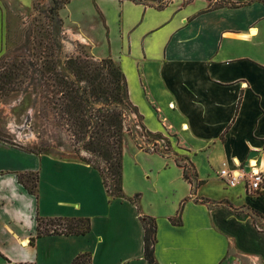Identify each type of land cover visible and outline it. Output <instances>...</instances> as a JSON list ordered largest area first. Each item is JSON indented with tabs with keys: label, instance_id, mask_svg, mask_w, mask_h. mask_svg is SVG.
<instances>
[{
	"label": "crops",
	"instance_id": "1",
	"mask_svg": "<svg viewBox=\"0 0 264 264\" xmlns=\"http://www.w3.org/2000/svg\"><path fill=\"white\" fill-rule=\"evenodd\" d=\"M71 6L64 32L117 63L142 127L171 151L123 146V197L113 198L80 159L0 140V264H72L81 254L90 264H149L142 218L155 222L157 264H264V187L251 196L217 175L249 159L264 171V0H71L62 9ZM37 216L88 218L90 230L35 238Z\"/></svg>",
	"mask_w": 264,
	"mask_h": 264
},
{
	"label": "rangeland",
	"instance_id": "2",
	"mask_svg": "<svg viewBox=\"0 0 264 264\" xmlns=\"http://www.w3.org/2000/svg\"><path fill=\"white\" fill-rule=\"evenodd\" d=\"M18 1L16 10L7 0H1L6 11L0 6V74H15L0 91V136L25 150L86 158L105 169L100 157L84 150L76 153L77 139L58 110L66 88L57 82L60 78L73 81L77 72L84 70L83 75L92 77L96 89L110 99L121 89V81H113L117 63L110 58L97 59L87 46L72 41L64 32V20L72 15V6L62 9L64 5L53 17L49 10L55 4L50 0ZM79 87H84L83 81ZM102 100L96 97L91 103L102 105ZM130 138L127 133L122 136V147L131 144ZM110 178L105 173L112 189ZM34 182L32 177L27 179L30 185Z\"/></svg>",
	"mask_w": 264,
	"mask_h": 264
},
{
	"label": "trees",
	"instance_id": "3",
	"mask_svg": "<svg viewBox=\"0 0 264 264\" xmlns=\"http://www.w3.org/2000/svg\"><path fill=\"white\" fill-rule=\"evenodd\" d=\"M50 1L54 3L55 6L49 10V15L56 17V12L71 0H60L59 2L56 0ZM83 73L84 70H79L73 81L65 80V78H60V81L58 79L57 85H63L66 88L65 93L60 97V100L63 101V106H59L58 110L61 112L62 116L65 117L66 127L69 128L72 135L77 139L75 140L77 147L76 153L80 150H84L90 155L100 157V159L105 162L106 168L103 169L86 158L79 159L99 172L102 183L111 197L122 198V136L126 134L124 131L123 115L126 112H135L140 123L141 117L128 99L125 77L121 73L118 65L113 75L116 80L113 81L118 83L121 81V89L120 92L116 91L115 94H112L110 99L104 92L102 93L96 89L93 85L94 82L92 77L88 75L85 76ZM13 76H15V74L10 71L0 74V79L1 77L4 78L1 83L2 85H0V91L3 86L10 83V79ZM82 81L84 82V87H79V83ZM104 96H106L107 99ZM96 97L100 100L104 97L106 100H102V105H92L91 101L95 102ZM143 130L149 137L157 138L156 135L147 132L144 128ZM0 140L8 142L2 136H0ZM21 149L25 150L24 148ZM25 151L38 155L35 151ZM104 172L111 177L110 179L113 184L112 189L106 182ZM24 178L25 177L22 176L19 177L21 181H25ZM32 178L35 182L32 185L26 182L25 188L29 193L34 194L37 178L35 176ZM185 178L187 179L188 177L185 176ZM36 221L35 238L45 235H85L90 230V220L88 218L43 219L37 216ZM176 221L177 224H179V217ZM142 225L144 231V259L149 264H157L153 256L155 222L152 219L142 218ZM72 264H90V255H78L73 260Z\"/></svg>",
	"mask_w": 264,
	"mask_h": 264
},
{
	"label": "built area",
	"instance_id": "4",
	"mask_svg": "<svg viewBox=\"0 0 264 264\" xmlns=\"http://www.w3.org/2000/svg\"><path fill=\"white\" fill-rule=\"evenodd\" d=\"M124 131L131 137L136 149L146 153H160L167 156L171 151V146L162 137H149L135 112H126L123 115ZM264 154V150L262 151ZM179 166L184 170V175L189 180L187 163L176 160ZM218 178L227 186L235 187L242 183L248 195H259L264 187V171L261 168V161L249 159L246 163L236 164L229 167L226 162L218 170Z\"/></svg>",
	"mask_w": 264,
	"mask_h": 264
}]
</instances>
